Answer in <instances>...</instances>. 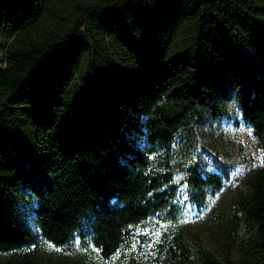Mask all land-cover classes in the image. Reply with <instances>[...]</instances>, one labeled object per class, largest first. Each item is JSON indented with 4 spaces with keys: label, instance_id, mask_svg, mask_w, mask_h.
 <instances>
[{
    "label": "trees",
    "instance_id": "1",
    "mask_svg": "<svg viewBox=\"0 0 264 264\" xmlns=\"http://www.w3.org/2000/svg\"><path fill=\"white\" fill-rule=\"evenodd\" d=\"M231 97L261 163L218 260L183 202L229 177L198 132ZM75 243L110 264H264V0H0V264H90Z\"/></svg>",
    "mask_w": 264,
    "mask_h": 264
},
{
    "label": "rangeland",
    "instance_id": "2",
    "mask_svg": "<svg viewBox=\"0 0 264 264\" xmlns=\"http://www.w3.org/2000/svg\"><path fill=\"white\" fill-rule=\"evenodd\" d=\"M243 51L250 62L255 65L256 59L250 49L245 46ZM232 77H234L233 69L226 68L221 79L227 82ZM215 99H219V96L215 95L208 102L209 105ZM237 104L233 97L223 99L221 113L214 116L208 111L198 132V142L203 146L202 159L207 161L212 169H216V161L219 159L227 166L229 177L224 179L222 187L201 209L198 210L188 202H183V223L188 243L194 249L202 248L209 251L218 260H223L226 255L221 222L232 204L247 192L246 177L249 172L261 163L256 140L249 126L241 119ZM181 149V151L184 150V148ZM183 163L184 159H180L176 165L180 167ZM181 175L182 173L179 172L178 179ZM184 196L183 194V198ZM78 247L75 243L73 251L80 253L88 263L110 264L102 261L93 248L79 252ZM43 249L46 257L51 260L70 259L74 255L73 252H66L52 243L45 244ZM198 257L199 252L196 253V258Z\"/></svg>",
    "mask_w": 264,
    "mask_h": 264
}]
</instances>
